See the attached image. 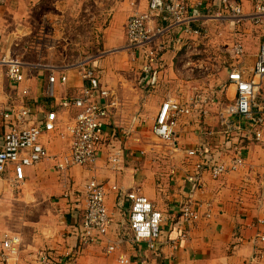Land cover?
Instances as JSON below:
<instances>
[{"label": "crops", "instance_id": "obj_1", "mask_svg": "<svg viewBox=\"0 0 264 264\" xmlns=\"http://www.w3.org/2000/svg\"><path fill=\"white\" fill-rule=\"evenodd\" d=\"M39 1L11 0L2 10L0 51L11 47L13 38L27 40L25 36L32 37L45 27L48 28V17L52 18V22L56 20L51 23L50 31L52 28L59 30L57 26L62 23L60 18L64 15L63 12H50L49 15L42 13L40 19L37 15L24 18ZM235 1L241 3L245 12L249 13L254 9L256 2L261 0ZM188 3L195 17L191 25L194 28H205V35L188 36L182 29L169 30L168 34L159 40L165 45L162 60L152 66L150 74H145L141 69L142 57L138 56L139 59L133 61L134 53L126 48V18L129 10L117 11L104 28L103 49L98 56H93L95 59L92 64L100 79V86L110 91L109 97L104 101L115 100L117 104L110 109L100 159L95 165L76 166L64 172L57 171L53 161L46 159L38 165L27 167L24 182L14 185L19 189L23 188L19 191L23 192L20 196L22 201L17 206L20 209H28L26 202L30 198L40 197V205L34 203L31 207L40 209L49 197L56 196L54 199L58 197V204H61L60 212L64 210L69 217L62 234L51 232L50 239L45 235L43 245L31 246L23 242L26 237L22 238V234L30 232L28 221H24L20 227V234L10 219V205L0 201V241L4 233L20 235V264H32L35 253L42 246H46L55 256L71 253L72 264H122L120 255L129 256L132 261L130 264H264V248L259 250L257 256H253V238L258 230L257 219L264 217V138L255 139L251 125L237 116H232V119L241 121L244 125L240 137L243 138L241 145L246 149V164L216 179L208 170H204L202 185L198 188L192 187L187 180L188 174L193 172L197 165L206 167L218 158L219 152L224 156L228 154L226 159L233 156L232 145L226 142L223 126L220 124V113L235 96V87L227 85V74L232 67L241 65L248 76L252 75V68L263 40L262 33L249 21L235 25L229 13L221 7L220 0H188ZM138 8L139 11H149V2L138 0ZM153 23L157 26H171V21L164 17H155ZM57 35L59 32L56 33V38ZM179 35L188 38L186 41L200 51V63L203 66L208 65V70L193 69L181 62L187 49L176 42ZM238 44L244 50L241 56L233 53V48ZM63 47L65 46L61 45V40L47 46L46 48L54 49L47 59L45 54H41L44 49H36L34 53H38L42 60H24L27 64L26 78L21 83L10 81L6 68L0 66V109L13 104L31 106L38 103L37 110H55L61 122L64 119L72 120L78 109L71 105V102L75 97L82 95L85 80L77 69L67 67L70 63L65 61L66 52ZM210 57L212 60H208ZM48 66H52L53 71L57 70L55 74L58 77L63 72L68 76L66 83L57 80L53 95L46 91L48 77L52 71ZM229 94L233 95V98H230ZM169 96L183 103L195 104L192 114L180 119L177 130L179 137L176 136L177 147L171 146L173 150L184 146V164L161 170L157 176L158 183L154 174L144 175L150 171V168L147 170L146 167L148 163L141 168L124 167L123 164L120 170L110 168V144L122 149L123 158L126 157V160H143L146 157L143 106L152 109L151 115L155 122L163 102ZM27 100L30 101L26 102ZM202 124H207L206 130L202 128ZM3 130L5 124L0 117V144ZM44 139L50 155H56L66 149V142L57 133ZM198 147L204 148L203 154L189 159L185 151ZM133 170L140 173L134 176L131 173ZM12 175L1 174L0 180L13 185ZM93 178L105 181L108 187L116 184L128 190L138 189L166 215L167 226H164L163 243L157 253L149 251L145 244L139 246L131 240L108 253L107 240H115L117 229L126 219L125 209L120 207L119 198L112 190H109L107 196V206L113 219L112 232L104 241L92 243L82 250L78 248L74 226L83 220L86 187ZM9 187L2 184L0 189L4 188L13 193L14 188ZM190 198L200 205L202 213H209L210 216L198 222L184 238H179L180 229L178 231L175 224L179 221L181 206ZM58 212L59 209H56L52 214ZM43 219H47L46 213Z\"/></svg>", "mask_w": 264, "mask_h": 264}, {"label": "built area", "instance_id": "obj_2", "mask_svg": "<svg viewBox=\"0 0 264 264\" xmlns=\"http://www.w3.org/2000/svg\"><path fill=\"white\" fill-rule=\"evenodd\" d=\"M11 0H0V13ZM221 7L228 12L235 25L249 21L250 24L262 33V42L259 46L257 59L252 68V75L248 76L241 65L232 67L227 74V85L235 87V96L220 113V124L226 135V142L230 143L233 136L242 134L244 125L235 121L237 116L248 122L252 127L255 139L264 138V110L263 103L257 99L261 94L264 81V0L257 1L254 9L247 13L241 3L235 0H220ZM155 17H164L171 21L170 27L157 26L153 23ZM219 17V15H218ZM195 17L190 11L188 0H149V11L132 13L126 23L127 45L143 59L142 71L150 74L152 66L162 60L165 51L164 42H159L171 29H182L186 35H205V28H194L191 21ZM188 39V38H187ZM179 35L176 42L187 49L186 56L181 60L190 68L208 70V65L200 63V51ZM236 56H241L244 50L241 45L233 48ZM135 55V54H134ZM210 57L208 60H210ZM94 57L77 58L68 68H74L85 80L82 95L75 97L71 105L78 109L72 120H59L55 110H37L29 105L13 104L0 109V117L5 124L2 143L0 144V175L12 173V184L20 185L24 182L26 168L38 165L46 159H51L59 172H64L76 166L95 165L101 156V147L105 141V133L110 117V109L117 102L104 99L109 97L110 91L100 86V79L92 64ZM212 60V59H211ZM26 62L18 54H12L10 49L0 51V66L6 68L10 81L21 83L26 78ZM52 69L48 77L47 93L53 95L54 85L59 79L66 83L68 76L60 73L59 77ZM195 104L183 103L174 97H167L156 117L152 132L170 146H176L177 130L180 119L190 116ZM124 130V129H121ZM123 132V131H122ZM58 134L66 142V149L56 155H50L45 137ZM242 136V135H241ZM65 144V143H64ZM108 157L110 168L120 170L123 164L122 149L110 144ZM245 147L236 145L233 156L226 159L219 152L206 167L197 165L196 169L188 174L187 180L192 187L202 185L204 170H208L213 178L235 171L246 164ZM186 156L193 159L202 155L203 147L190 148ZM109 190L116 193L120 207L125 209L126 219L117 229L115 240H107V251L111 253L124 245L128 240L141 246L146 245L149 251H157L163 243L164 224L166 215L161 212L154 202L138 189H125L116 184L108 187L105 181L91 179L86 187V203L84 217L81 223L76 224L74 231L78 237V248L104 241L112 232L113 219L107 206ZM209 213H202L200 205L191 198L181 206L179 223L181 229L178 237L184 236L199 220L209 217ZM258 220V231L253 238L254 257L264 244V217ZM22 238L17 233H4L0 241V264H20ZM71 253L55 256L49 251L38 252L32 264H72ZM122 264H130L131 258L120 255ZM144 262V261H143Z\"/></svg>", "mask_w": 264, "mask_h": 264}, {"label": "rangeland", "instance_id": "obj_3", "mask_svg": "<svg viewBox=\"0 0 264 264\" xmlns=\"http://www.w3.org/2000/svg\"><path fill=\"white\" fill-rule=\"evenodd\" d=\"M147 1L149 2V0ZM59 8H63L64 10ZM121 9L129 10L126 18V23L128 17L132 13L136 11L143 12L138 10V0H40L36 4V6H33V9L29 10L30 13L28 11L25 14L24 18L26 19L29 16L37 15L39 16L37 18L40 19L42 13H47L49 15L50 12H63L64 15L62 16V18H60V21L62 23H60V25L58 24V26L56 25L59 30H55L52 28L53 31L52 29L50 31L49 27L51 26V23L56 22V20L52 22L50 20L52 18L48 17L46 18V25L49 26L48 28L45 27L41 32H37L32 37L25 36L27 40L25 38L19 39L20 37L13 38V45H11L9 49L12 54L20 55L25 61H36V59H40L39 61H41L42 58L40 57V55H38V53H34L36 52L35 50L39 48L44 49L42 50L43 52L41 54H45L46 58L54 51V49L46 47L51 46L53 42H59V40H61V45L65 46L63 47L66 52L65 61L67 60L68 63H73L76 58L82 59L98 56V53H100L103 49L104 28L108 26L114 14ZM23 10L26 9L23 8ZM57 32H59V35H57L56 38L55 35ZM15 43H17L18 46ZM44 44L47 46H45ZM134 54L133 55L135 57L133 61L138 60V55L136 53ZM230 98H233V95H230ZM28 101L30 100H27L26 102ZM257 101L258 103H263L262 106H264V84ZM37 105L38 103H34L31 106L33 108H36ZM143 110L144 118L142 124L143 128L146 130V132L144 133V139L146 144L145 148L147 149L145 152L146 157L144 158L146 159L144 160L143 158V160H126L125 157V159L123 160V166L141 168L144 167V164L148 163V165L146 164V167L147 170L150 168V171L146 172L144 175L154 174L156 182L158 183L159 180H157V176L161 172V170H165L172 165H177L180 163L184 164V151H182L184 150V146L180 149L173 150V146L171 147L170 145H168V143L154 135V133L151 131L152 123L154 122L151 115L152 109L147 108V106L144 108L143 106ZM263 112L264 110H262L259 115ZM206 125L207 124H202V128L205 130L207 129ZM240 136L241 135L231 137V148H234L236 145H241V139L243 140V138ZM177 137H179V134H177ZM149 159H151L150 163ZM133 171L134 172L131 173H133L132 175L134 176H137V174L140 173L139 171L135 172L136 170ZM2 184L8 187L11 185V183L9 184L8 182H3L0 180V186H2ZM11 186L9 188H14V190L12 189L14 191L13 193H11V191L4 190V188L0 189V201L1 203L6 202L8 203V205H10L12 210L10 219L13 221L16 231L20 232V227H22L24 221H28V224L30 225V228H28L30 229L29 234L23 235L20 232V234H22V238L23 236L24 239L26 237V241L23 240L24 243L31 244V246H40L43 245V238H45V235H47V238L50 239L52 237L50 235L51 232H57L58 235L62 234L65 223L67 222L69 217H67V213L64 212V210L63 212H60L61 204H58V197L56 200L54 199V197L56 196L49 197L50 199L43 203L40 209H31L34 203H39L40 205V197L36 199L30 198V200L26 202V207L28 209L25 211L24 209H20L19 207H17L20 201H22V198L20 199V196L23 192L19 193V191H22L23 188L19 189V187L17 186ZM56 209H59V212L56 214H52ZM45 213L47 217L46 220L43 219ZM201 220H199V222ZM257 224L258 220L256 223V227ZM165 225L167 226L166 222L164 226ZM58 227H60L59 230H57ZM175 227H177L178 231L179 229H181V224L179 223V221H176ZM191 229L185 232L184 236L188 235ZM184 236L181 238H184ZM46 248V246H42L38 252L48 251L49 249ZM263 248L264 247H262L261 250ZM159 250L160 248H158L157 251ZM154 253L157 252L155 251Z\"/></svg>", "mask_w": 264, "mask_h": 264}]
</instances>
